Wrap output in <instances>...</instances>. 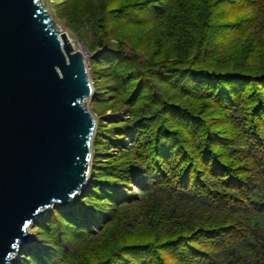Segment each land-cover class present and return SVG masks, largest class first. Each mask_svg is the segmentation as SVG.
Instances as JSON below:
<instances>
[{
	"label": "trees",
	"instance_id": "16d2710c",
	"mask_svg": "<svg viewBox=\"0 0 264 264\" xmlns=\"http://www.w3.org/2000/svg\"><path fill=\"white\" fill-rule=\"evenodd\" d=\"M52 11L90 55L99 119L88 184L20 264H264V0Z\"/></svg>",
	"mask_w": 264,
	"mask_h": 264
},
{
	"label": "water",
	"instance_id": "95a60500",
	"mask_svg": "<svg viewBox=\"0 0 264 264\" xmlns=\"http://www.w3.org/2000/svg\"><path fill=\"white\" fill-rule=\"evenodd\" d=\"M42 0H0V264L89 182L97 118L84 53Z\"/></svg>",
	"mask_w": 264,
	"mask_h": 264
},
{
	"label": "rangeland",
	"instance_id": "374dc122",
	"mask_svg": "<svg viewBox=\"0 0 264 264\" xmlns=\"http://www.w3.org/2000/svg\"><path fill=\"white\" fill-rule=\"evenodd\" d=\"M53 2H54V0H42L41 1V4L49 11V13L51 14V16H52V18H53V20L55 21V24H56V26H57V28L58 29H60L61 31H63V32H65V33H67L68 35H69V38L72 40V42L75 44V46H76V48L77 49H80L83 53H85L86 54V56H87V61H88V65L90 64V62H89V59H90V55L87 53V51H86V49H85V47H84V45L81 43V42H79L78 41V39L75 37V35L71 32V31H69V30H67V29H65L64 28V26H63V20H61L60 18H59V16H56L55 15V12L54 11H52V4H53ZM89 67H90V65H89ZM91 69V68H90ZM91 76V75H90ZM88 106H89V109H90V111L93 113V108H92V106H91V101H89L88 102ZM94 115H95V117L97 118V120L99 119V117L97 116V114H95V113H93ZM119 116L121 117V118H124V114H119ZM107 118H109L110 120L111 119H113V116H112V114H111V111H108V113H107ZM125 141V143H128V140L126 139V140H124ZM92 166H93V164H92ZM72 205V204H71ZM70 205V206H71ZM69 206V207H70ZM57 207H60V206H57ZM57 207H54L53 209H51V210H49V211H47L42 217H45V216H47L48 214H50L54 209H56ZM60 208H62V207H60ZM66 208H68V207H66ZM65 209V208H64ZM41 217V218H42ZM40 219V218H39ZM38 219V220H39ZM36 223H34L31 227H30V230H29V242L28 243H26V244H24L23 246H21L20 248H19V250H18V253L13 257V261H12V263L11 264H20V262L18 261L19 260V257L20 256H23V251H24V249H26V248H29L31 245H35L36 244V240H35V238H34V236H33V232H32V229H33V227H34V225H35Z\"/></svg>",
	"mask_w": 264,
	"mask_h": 264
},
{
	"label": "built area",
	"instance_id": "2783aa9c",
	"mask_svg": "<svg viewBox=\"0 0 264 264\" xmlns=\"http://www.w3.org/2000/svg\"><path fill=\"white\" fill-rule=\"evenodd\" d=\"M84 55H85V57L87 58V56H86V54L84 53ZM89 73H90V75H91V69H90V67H89Z\"/></svg>",
	"mask_w": 264,
	"mask_h": 264
}]
</instances>
